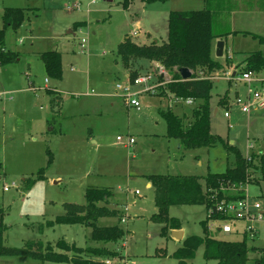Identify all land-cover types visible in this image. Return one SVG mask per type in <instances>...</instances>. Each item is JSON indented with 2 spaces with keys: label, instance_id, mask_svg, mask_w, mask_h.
<instances>
[{
  "label": "rangeland",
  "instance_id": "1",
  "mask_svg": "<svg viewBox=\"0 0 264 264\" xmlns=\"http://www.w3.org/2000/svg\"><path fill=\"white\" fill-rule=\"evenodd\" d=\"M260 1L263 2L242 0V5L236 1L235 9H254V5L260 7ZM77 4L79 7H75ZM204 6V0L151 4L143 0L0 2V28L6 7L27 9L22 26L6 31L5 46L19 52L20 61L0 65V209L4 210L3 221L8 226L7 246L23 247L29 240L55 244L65 239L82 248L107 247L118 251L125 262L178 264L172 254L182 242L172 239V234L163 236V224L151 219L157 212L155 193L153 187L146 185L143 175L205 176L234 166L235 157L222 144L179 154L176 139L166 137L167 123L159 110L170 105L180 116H190L197 102L194 105L171 103L161 96L166 95V84L160 86L156 94L137 96L143 105L141 110L128 108L124 98L116 92V85L126 84L139 74H151L156 83L157 65L149 59L137 58L131 68L126 69L117 49L128 36L141 44L154 41L161 44L168 37L170 11L200 10ZM262 24L263 21L240 20L234 25L238 31L233 51L235 66L251 51L264 52L263 43L242 33L250 30L264 36ZM68 29L71 34H67ZM83 38L87 41L84 48L80 44ZM48 50H58L62 54L61 78L51 77L46 72L41 53ZM227 57L225 48L222 58H217L225 61ZM170 78L171 74L165 75V80ZM226 83L224 79L214 81L213 104L225 90ZM48 88H55L61 96V104L54 106L55 111ZM140 90L134 89L135 92ZM227 107L221 106L218 114H213V132L226 141L236 139L235 145L244 155L252 150L250 142L254 143L256 151L264 149V120L250 124L241 120L239 115H233L240 110L237 105L229 108L231 115L227 119L224 115ZM118 135L125 139L133 135L137 142L132 148L124 147L117 141ZM51 156L53 159L49 163ZM41 169L43 177L38 176ZM253 178L257 180L245 186L246 193L264 204V180L259 179V171L253 173ZM55 180L60 182L56 184ZM91 187L111 188L115 198L108 206H119V210L128 215L124 221L121 215L102 217L98 221L99 226L118 224L125 230V237L118 243L93 240L91 227L82 224L44 226L64 213L65 203L85 204L86 190ZM207 213L204 205L170 208V216L181 220L185 236L204 234L202 222ZM248 226L258 230L248 237L249 247L264 248L262 222H239V232L235 233L210 228L209 232L218 239L240 241ZM203 253L204 246H201L188 264H217L215 260H206ZM260 255L259 251L249 253L251 261ZM0 264L42 262L26 256H0Z\"/></svg>",
  "mask_w": 264,
  "mask_h": 264
},
{
  "label": "trees",
  "instance_id": "2",
  "mask_svg": "<svg viewBox=\"0 0 264 264\" xmlns=\"http://www.w3.org/2000/svg\"><path fill=\"white\" fill-rule=\"evenodd\" d=\"M143 1L151 4L169 0ZM204 1L205 6L200 10L170 11L168 37L163 43L159 44L154 41L151 44H141L128 36L117 49L126 69H130L132 62L137 58H146L153 64H161L171 74L166 90L176 97L193 98L197 102L190 116H180L171 107L159 110V114L167 123L166 136L169 139L178 140L183 150L211 148L222 144L235 157L234 166L228 167L224 172H210L205 176L184 174H149L145 176L154 188L157 207V212L152 215L151 219L163 224L162 235L165 237H169L172 230L183 228L180 219L170 216L172 206L204 205L208 210L217 201L245 198V186L257 180L253 178L255 171H259V179L264 180V155L252 152L249 156H245L237 146L212 132L211 99L214 83L210 79L202 78L200 73L211 74L224 67L219 58L215 56V42L227 40L229 35H236L238 31H233L230 27V19L235 10V0ZM125 7H128V2H125ZM262 10H264V2ZM26 15V8L6 7L4 9L3 27L0 28V65L19 61L20 53L8 50L5 46L6 31L8 28L17 30L21 27ZM242 33L250 35L253 39L264 44V36L251 32ZM41 59L49 76L61 78L62 54L60 51H44L41 53ZM229 59L227 57V65L230 64ZM183 67L192 71L191 78H182L179 70ZM236 70L257 73L264 71V52L256 50L247 53L244 60L236 66ZM47 92L53 96V108L61 104V96H58L55 88H49ZM219 105H228L227 95L221 97ZM52 159L53 156L50 157L49 163L52 162ZM43 172L44 170L41 169L38 176L43 177L41 175ZM113 197L114 192L111 188H88L85 193V204L65 203L64 213L58 215L54 220L47 221L44 226L82 224L91 227L93 240L118 243L126 234L122 227L118 224L98 225V221L102 217H119L121 214L120 210L108 206ZM3 216L4 210L0 209L1 257L26 256L39 260L42 264L45 262L106 264L104 260L109 258L115 260L116 264H125L124 256L118 251L107 247L88 246L82 248L68 243L65 239H60L55 244H45L42 240H29L23 247L7 246L5 232L8 226L4 223ZM207 223L208 216L202 222L204 234L186 236L182 240L181 246L173 252L172 257L178 260V264H188V261L194 259L201 246H204V258L215 260L217 264H250L251 262V264H264V248L249 247L246 234L240 241L218 239L210 234ZM56 248L60 252L56 251ZM250 251H259L261 255L251 261Z\"/></svg>",
  "mask_w": 264,
  "mask_h": 264
},
{
  "label": "built area",
  "instance_id": "3",
  "mask_svg": "<svg viewBox=\"0 0 264 264\" xmlns=\"http://www.w3.org/2000/svg\"><path fill=\"white\" fill-rule=\"evenodd\" d=\"M96 1V0H94ZM1 2V0H0ZM79 7V4L76 5ZM86 39L81 41V47H85ZM157 65L158 82H153L151 74L138 75L133 79H129L126 84L118 83L116 85V92L120 94L125 101V104L134 107L137 110H141L143 105L138 100L140 93H152L156 94L160 89V86L167 84L170 79L165 80V75L169 74V71L162 65ZM213 73V72H212ZM220 73V72H219ZM163 77L161 78L160 77ZM202 78L210 79L211 81L217 79H224L227 82H232L235 85H243L246 88V93L238 94L229 104L228 110L225 111V117H230L231 113L229 108L233 105H237L244 113H249L252 109L264 108V79H262L257 72L253 71H237L234 68H230L224 71L222 74H204L200 73ZM163 80V81H162ZM135 87L140 88V92H135ZM175 102H185L187 104H193L195 100L193 98H181L174 97ZM117 141L122 142L126 147H130L135 143V138L128 136L126 139L122 135L117 136ZM252 147V144H250ZM249 156V155H248ZM7 190L8 187H5ZM248 192V190L246 189ZM138 193V191L136 192ZM264 204L258 199H251L246 193V197L235 200H221L217 201L207 211L208 216V229L212 231H219L223 233H235L239 232L238 224L242 221H258L264 224ZM218 215V216H217ZM125 217H123L124 221ZM210 222H212L210 224ZM216 222V223H214ZM258 230L254 226H248L242 232V235L254 236ZM106 264H116L115 260L106 258L104 260ZM125 264H135L133 260H128Z\"/></svg>",
  "mask_w": 264,
  "mask_h": 264
},
{
  "label": "crops",
  "instance_id": "4",
  "mask_svg": "<svg viewBox=\"0 0 264 264\" xmlns=\"http://www.w3.org/2000/svg\"><path fill=\"white\" fill-rule=\"evenodd\" d=\"M241 2L242 0H235V2ZM1 2H2V0H1ZM264 2V1H263ZM263 2H259V5H260V7H255V5H254V9H251V8H247V9H242V8H240L239 7V9H235L234 11H233V13H232V16H231V19H230V26H231V29L233 30V31H237V29H234L235 27H234V25L237 23V22H240V20H242V21H244V22H248V23H250V22H252V21H255V22H261V21H263V24H262V26L264 25V10H262V4H263ZM241 5H242V2H241ZM76 7V6H75ZM244 31H246V32H251V33H255L254 31H250V30H244ZM137 33V32H136ZM67 34H71V30L70 29H68L67 30ZM74 34V36H75V32L73 33ZM237 36H238V34H236L235 36L234 35H229L228 36V38H227V40H224L225 41V45H224V52H225V48H226V54L228 55V57L230 58L229 60H230V64H228L227 65V58H226V60L224 61L223 59H222V63H223V65H224V67L221 69V70H218V71H215V72H213V73H211V74H215V73H223L224 71H227V70H229L230 68H234L235 70H236V66L242 61V60H244V58L246 57V55H244L243 56V58L242 59H240V62L239 63H237V65L235 66V63H234V60L233 59H235L234 57H235V54H234V52H235V50H234V45H235V38H237ZM231 41V42H230ZM217 42H218V40H217ZM229 42H230V44H229ZM81 44V43H80ZM216 46H217V43L215 42V55H216ZM234 51V52H233ZM224 55V54H223ZM217 56V55H216ZM222 58V57H221ZM19 61H20V59H19ZM153 64V63H152ZM1 66H3V65H1ZM260 74V76H261V78L262 79H264V71H262L261 73H259ZM220 79H222V78H220ZM220 79H217V80H213V83H214V81H219ZM227 82V81H226ZM167 85V84H166ZM227 87V88H226ZM226 87H225V90L220 94V96H219V98L215 101V103L213 104L212 103V99H211V107H212V110H213V114L214 115H216V114H218V112H219V110H220V108H221V106L222 105H219V102H220V100H221V97L222 96H225V95H227V97H228V105H224V106H222L223 108H226L227 106L229 107V104L230 103H232V101H233V99L236 97V95H238V94H243V93H246V88L243 86V85H235L234 83H232V82H227L226 83ZM166 88V87H165ZM49 89V88H48ZM159 91H160V89H159ZM58 94H60V93H58ZM164 97L165 98H167V99H169L170 100V102L171 103H173V104H177V103H180V102H175L174 100V95L173 94H171V93H169L167 90H166V95H164ZM212 97H213V95H212ZM185 103V102H184ZM195 104V102L193 103V104H188V105H194ZM233 104V103H232ZM127 107L128 108H130L131 106H128L127 105ZM168 107H171L170 105L168 106ZM227 107V108H228ZM55 108V107H54ZM52 109V110H54L55 111V109ZM172 108V107H171ZM56 113V112H55ZM225 115V114H224ZM233 115H239V117H240V119L241 120H243V121H245V122H248L249 124L250 123H252V122H256V121H258V122H260V121H262V120H264V108H258V109H252L249 113H244V112H241L240 110H237V112L236 113H234ZM232 115V116H233ZM239 117H237V118H239ZM225 118H227V117H225ZM227 119H230L229 117L227 118ZM256 125L258 126V123H256ZM211 128H212V123H211ZM52 130H55V128H53ZM257 130V129H256ZM212 132H213V129H212ZM214 133V132H213ZM215 134H217V133H215ZM259 134V136H262L261 135V133H258ZM218 135H220V134H218ZM131 137H134L135 138V136H133V135H130ZM221 136V135H220ZM167 137V136H166ZM168 138V137H167ZM169 139V138H168ZM177 142L176 143H178V152H179V154H184V152L183 151H186V150H183L182 149V147H181V145H180V143H179V141L178 140H176ZM136 139H135V143L134 144H136ZM228 142L230 143V144H232V145H235V142H236V139H234V138H231L230 139V141L228 140ZM134 144L132 145V146H130V147H127V148H132L133 146H134ZM250 144H252V147H250V148H252V150L247 154V155H245V156H248L250 153H252V152H258V153H261L262 155H264V149H261V148H259V150H255L254 148H255V145H254V143L253 142H250ZM124 147H126L125 145H123ZM236 146V145H235ZM202 149H206V150H208L209 148H202ZM196 150H200V149H196ZM224 172V171H223ZM144 177L146 176V175H143ZM146 178V177H145ZM58 182H60V181H57V180H55L54 181V183H58ZM148 187H152V184L147 180V184H146ZM109 188V187H108ZM115 198V196L112 198V199H114ZM111 199V200H112ZM112 202V201H111ZM124 205V204H123ZM122 205V206H123ZM119 206H117V207H115L116 209H118L119 210V208H118ZM120 211H121V209H120ZM121 217L123 218L124 216H125V218L126 217H128V215L126 214V213H124L123 211H121ZM182 230L184 231V236H183V239L186 237L185 236V230H184V228H182ZM172 239H174V240H176V241H180V242H182V240H177L176 238H174L173 236H172ZM7 261V260H6Z\"/></svg>",
  "mask_w": 264,
  "mask_h": 264
},
{
  "label": "water",
  "instance_id": "5",
  "mask_svg": "<svg viewBox=\"0 0 264 264\" xmlns=\"http://www.w3.org/2000/svg\"><path fill=\"white\" fill-rule=\"evenodd\" d=\"M224 40H218L217 46H216V55L217 57H222L224 54ZM181 76L183 79H189L192 76V71L189 68L183 67L179 70ZM171 234L174 238L177 240H182L184 236V231L182 229L179 230H172Z\"/></svg>",
  "mask_w": 264,
  "mask_h": 264
}]
</instances>
